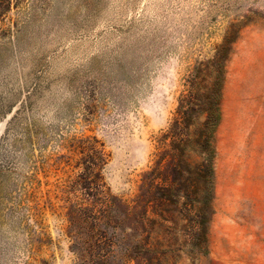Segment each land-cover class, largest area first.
Returning <instances> with one entry per match:
<instances>
[{"label":"rangeland","instance_id":"1","mask_svg":"<svg viewBox=\"0 0 264 264\" xmlns=\"http://www.w3.org/2000/svg\"><path fill=\"white\" fill-rule=\"evenodd\" d=\"M227 33L208 255L177 264H264V0L11 2L0 17V264H76L72 212L101 206L94 184L133 205L188 78Z\"/></svg>","mask_w":264,"mask_h":264},{"label":"trees","instance_id":"2","mask_svg":"<svg viewBox=\"0 0 264 264\" xmlns=\"http://www.w3.org/2000/svg\"><path fill=\"white\" fill-rule=\"evenodd\" d=\"M13 1L18 0H0V17ZM231 34L211 60L193 69L188 92L180 96L175 118L158 140L162 150L143 173L133 205L104 197L90 181L95 185L92 196L101 206L72 212L76 264H177L182 255L192 260L208 255L215 134L221 121ZM88 171L95 175L93 168ZM181 232L188 240L179 244L176 236Z\"/></svg>","mask_w":264,"mask_h":264}]
</instances>
